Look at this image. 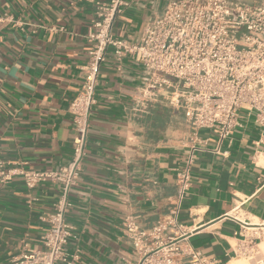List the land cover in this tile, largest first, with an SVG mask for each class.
<instances>
[{
    "label": "crops",
    "instance_id": "obj_1",
    "mask_svg": "<svg viewBox=\"0 0 264 264\" xmlns=\"http://www.w3.org/2000/svg\"><path fill=\"white\" fill-rule=\"evenodd\" d=\"M166 2L130 0L115 16L113 36L135 43ZM95 16L89 0H0V158L7 168L53 171L70 164L69 107L82 84ZM145 78L133 58L118 61L107 50L66 214L73 229L69 248L80 250L81 264H134L122 218L137 217L150 228L175 197L174 169L187 154L185 117L168 102H159L163 111L158 103L145 107L139 95ZM239 121L242 127L219 146L216 135L200 132L208 143L195 155L179 215L193 231L192 247L223 264L238 259L242 223L264 232V168L262 160L253 161V143L264 132L251 119ZM58 195L50 184L29 192L19 176L0 184V264H11L24 242L41 249V218Z\"/></svg>",
    "mask_w": 264,
    "mask_h": 264
},
{
    "label": "built area",
    "instance_id": "obj_2",
    "mask_svg": "<svg viewBox=\"0 0 264 264\" xmlns=\"http://www.w3.org/2000/svg\"><path fill=\"white\" fill-rule=\"evenodd\" d=\"M89 1L96 18L87 36L88 60L80 67L82 84L69 107L74 131L70 164L53 171L11 169L0 158V184L19 176L29 192L42 184L56 186L59 192L52 212L41 218L46 224L41 249H30L24 242V251L11 264H81L80 250L69 248L73 229L66 214L69 194L82 172L98 72L108 49L116 60L130 56L143 67L146 78L139 95L144 106L168 102L183 112L187 129V154L174 169L176 194L168 211L150 228L141 227L137 217L122 218L121 231L134 264H223L192 247L193 231L179 215L191 187L195 155L208 143L201 131L216 135L219 146L242 127L239 118L244 116L264 132V0H167L135 43L112 34L115 16L130 0ZM253 144V161L262 160L264 168V133ZM245 227L251 226L242 223L236 258L264 264L258 250L264 232Z\"/></svg>",
    "mask_w": 264,
    "mask_h": 264
},
{
    "label": "rangeland",
    "instance_id": "obj_3",
    "mask_svg": "<svg viewBox=\"0 0 264 264\" xmlns=\"http://www.w3.org/2000/svg\"><path fill=\"white\" fill-rule=\"evenodd\" d=\"M162 102H166V101H162ZM158 106L161 107L160 110H162V111L164 110V109H163V106H164L163 104H161V103L159 104V103H158ZM167 106H169V105H167ZM164 108H167V107L164 106ZM263 242H264V240L262 241V243H263ZM262 243H261V244H262ZM261 244H260V245H261ZM258 250H259V252H260V255L264 257V250L260 249V247H258ZM237 260H241V261H243V262H245V263H247V264H248V263H249V264H252L250 261H248L247 259H244V258H239V259H237Z\"/></svg>",
    "mask_w": 264,
    "mask_h": 264
},
{
    "label": "bare ground",
    "instance_id": "obj_4",
    "mask_svg": "<svg viewBox=\"0 0 264 264\" xmlns=\"http://www.w3.org/2000/svg\"><path fill=\"white\" fill-rule=\"evenodd\" d=\"M259 247H260V249L264 250V242L261 245H259ZM229 264H247V263H245L241 260H234V261H230Z\"/></svg>",
    "mask_w": 264,
    "mask_h": 264
}]
</instances>
